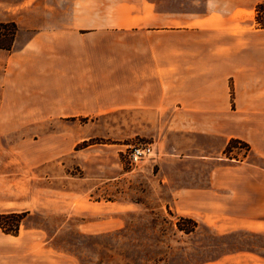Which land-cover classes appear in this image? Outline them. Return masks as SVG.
I'll return each instance as SVG.
<instances>
[{"label":"crops","instance_id":"1","mask_svg":"<svg viewBox=\"0 0 264 264\" xmlns=\"http://www.w3.org/2000/svg\"><path fill=\"white\" fill-rule=\"evenodd\" d=\"M44 1L42 7H28L29 0L10 5L9 21L19 30L13 48L0 49V108L11 109L7 116L125 111L148 124L135 134L151 138L163 162H209L231 139L264 157V29L252 21L257 0ZM24 33L29 36L22 40ZM235 166V172L245 168ZM248 168L253 179L264 176ZM218 172L212 173L213 184ZM194 185L177 188L174 196L203 195L192 207L199 204L209 214V185ZM250 204L257 213L230 228L264 234L262 205ZM235 210L242 213L241 206ZM56 241L0 238V264H62ZM209 264H264V255L242 251Z\"/></svg>","mask_w":264,"mask_h":264},{"label":"rangeland","instance_id":"2","mask_svg":"<svg viewBox=\"0 0 264 264\" xmlns=\"http://www.w3.org/2000/svg\"><path fill=\"white\" fill-rule=\"evenodd\" d=\"M263 1L254 6L257 28L255 8ZM12 2L0 0V20L12 18ZM27 4L42 7L45 1ZM2 71L1 65L0 76ZM0 110V214L26 212L17 235L0 228V238L55 237L62 264H209L242 251L264 255L263 233L230 228L238 218L257 213L250 202L261 204L264 213V176L256 179L248 168L264 173V157L252 155L248 143L235 142L209 162L195 157L174 165L169 157L163 162L153 154L131 164L123 153L126 146L152 139L135 134L148 124L126 117L125 111L14 118L7 116L11 109ZM235 165L245 168L232 171ZM236 177L238 184L232 182ZM190 184L209 185V214L199 204L192 207L205 200L203 195L174 196ZM192 208L198 213L189 214ZM191 220L197 224L193 231L179 228V222L190 228Z\"/></svg>","mask_w":264,"mask_h":264},{"label":"trees","instance_id":"3","mask_svg":"<svg viewBox=\"0 0 264 264\" xmlns=\"http://www.w3.org/2000/svg\"><path fill=\"white\" fill-rule=\"evenodd\" d=\"M256 15H255V21L259 28H264V1L260 2L256 5ZM19 27L16 22L14 21H0V49L4 50H11L17 33H18ZM235 142H241L239 139H231L228 143V145L225 148V151H230V148L233 143ZM247 146H249L247 144ZM26 216V212L22 213H16V212H8V213H2L0 214V228L8 234L17 235L19 232V228L21 225L22 220ZM180 220H185V218H180ZM192 221V226L190 228H185L181 223L179 222V228L181 230H184L185 232H191L193 231L197 224L195 221Z\"/></svg>","mask_w":264,"mask_h":264},{"label":"built area","instance_id":"4","mask_svg":"<svg viewBox=\"0 0 264 264\" xmlns=\"http://www.w3.org/2000/svg\"><path fill=\"white\" fill-rule=\"evenodd\" d=\"M123 153L131 164H137L151 157L154 149L151 143H134L127 145Z\"/></svg>","mask_w":264,"mask_h":264}]
</instances>
